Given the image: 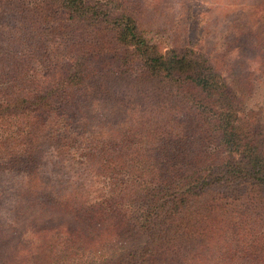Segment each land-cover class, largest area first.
<instances>
[{
	"label": "trees",
	"instance_id": "trees-1",
	"mask_svg": "<svg viewBox=\"0 0 264 264\" xmlns=\"http://www.w3.org/2000/svg\"><path fill=\"white\" fill-rule=\"evenodd\" d=\"M160 1L0 0V195L66 219L17 264H264V6L249 69L163 46Z\"/></svg>",
	"mask_w": 264,
	"mask_h": 264
},
{
	"label": "rangeland",
	"instance_id": "rangeland-1",
	"mask_svg": "<svg viewBox=\"0 0 264 264\" xmlns=\"http://www.w3.org/2000/svg\"><path fill=\"white\" fill-rule=\"evenodd\" d=\"M158 0H144L145 13L150 15L151 4ZM264 0H161L159 11H155L154 21L163 30L158 33L159 40L163 46H170L177 42L180 46L193 44L198 50L205 52L212 58V62L217 67L227 66V64L238 66L240 61H245L249 69L255 68L258 52L253 46L257 29V16L262 12ZM146 17V16H145ZM169 33V34H168ZM176 37L172 41L170 37ZM225 52L227 54H225ZM260 60V58L258 59ZM226 71L227 67H222L220 71ZM262 91L264 89H261ZM262 94V95H261ZM261 99L253 96L251 105L264 106V92ZM263 96V97H262ZM45 156H49L44 167L45 172L50 173L49 177L60 181L62 188L71 185V182L78 178L72 171L67 170L69 161L57 160L53 150H49ZM77 152H82L78 151ZM76 156H81L76 153ZM61 161V163H60ZM76 172V169H74ZM43 171V169L41 170ZM40 171V172H41ZM39 172V171H38ZM35 174V176L38 174ZM9 176L0 171V190L7 187ZM22 177L17 176L12 181L9 192L0 195V226L15 227L14 236L10 235L3 240L6 247L3 249L1 260H10V263L20 262L21 243H26L28 238L34 237L33 232L43 228H55L65 224L66 219L53 210H41L33 207L31 209L30 200L26 197L25 209H21L22 218L19 217V194L24 191ZM4 180V181H3ZM24 183V182H23ZM25 184V183H24ZM31 209V210H30ZM12 232V230H11ZM13 233V232H12ZM4 234V233H3ZM2 238V237H1ZM2 264V263H1Z\"/></svg>",
	"mask_w": 264,
	"mask_h": 264
}]
</instances>
